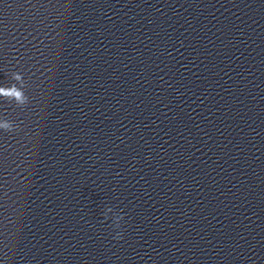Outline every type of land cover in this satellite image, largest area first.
Instances as JSON below:
<instances>
[{
    "label": "clouds",
    "instance_id": "9594fccd",
    "mask_svg": "<svg viewBox=\"0 0 264 264\" xmlns=\"http://www.w3.org/2000/svg\"><path fill=\"white\" fill-rule=\"evenodd\" d=\"M15 79L19 80L20 76H16ZM0 95H3L5 97H9V98H14L17 103L19 104H23L26 101V97L24 96L23 92L18 90L15 86L9 88V89H5V88H0ZM0 127L5 128L6 130H10L11 129V125L7 122L0 124ZM117 238H122V237H115V239Z\"/></svg>",
    "mask_w": 264,
    "mask_h": 264
}]
</instances>
